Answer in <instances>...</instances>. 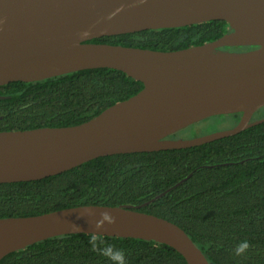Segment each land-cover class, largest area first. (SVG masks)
I'll return each instance as SVG.
<instances>
[{
  "label": "water",
  "instance_id": "water-1",
  "mask_svg": "<svg viewBox=\"0 0 264 264\" xmlns=\"http://www.w3.org/2000/svg\"><path fill=\"white\" fill-rule=\"evenodd\" d=\"M223 21L217 40L160 52L90 43L106 36ZM224 47H256L226 51ZM87 69H112L142 84L75 126L0 132V183L40 180L98 157L200 146L264 122V0H0V86L35 82ZM240 113L236 125L191 139L166 137L208 118ZM111 211L104 236L170 247L186 264H208L177 225L135 210ZM77 206L0 219V261L45 239L88 234ZM68 224L78 225L71 232Z\"/></svg>",
  "mask_w": 264,
  "mask_h": 264
},
{
  "label": "trees",
  "instance_id": "trees-1",
  "mask_svg": "<svg viewBox=\"0 0 264 264\" xmlns=\"http://www.w3.org/2000/svg\"><path fill=\"white\" fill-rule=\"evenodd\" d=\"M228 30L223 21H208L106 36L90 43L169 52L213 42ZM142 87L112 69L11 82L0 86V132L79 125ZM240 115L227 117L235 126ZM263 118L264 107L250 122ZM86 205L120 207L165 219L184 231L208 264H264V122L196 147L98 157L40 180L0 183V219ZM88 239V234L48 238L8 254L0 264H109L91 250ZM104 239L124 250L127 264H186L163 244ZM243 240L251 247L237 257L233 250Z\"/></svg>",
  "mask_w": 264,
  "mask_h": 264
},
{
  "label": "clouds",
  "instance_id": "clouds-1",
  "mask_svg": "<svg viewBox=\"0 0 264 264\" xmlns=\"http://www.w3.org/2000/svg\"><path fill=\"white\" fill-rule=\"evenodd\" d=\"M94 207H78L79 217H88L89 224L93 227V231L88 233V243L91 250L98 255L106 258L109 264H127L124 250L105 242L104 235L101 234L105 230V226H112L116 223V217L109 210L97 212ZM67 227L71 232H79L80 228L75 224H68ZM251 247L247 240L239 242L234 248V255L243 256Z\"/></svg>",
  "mask_w": 264,
  "mask_h": 264
},
{
  "label": "rangeland",
  "instance_id": "rangeland-1",
  "mask_svg": "<svg viewBox=\"0 0 264 264\" xmlns=\"http://www.w3.org/2000/svg\"><path fill=\"white\" fill-rule=\"evenodd\" d=\"M244 50V49H243ZM234 121L232 118L224 116H218L215 118H208L202 122H198L193 128L187 132H180L175 135V139L186 140L191 139L195 136H203L213 132L225 131L233 128Z\"/></svg>",
  "mask_w": 264,
  "mask_h": 264
}]
</instances>
